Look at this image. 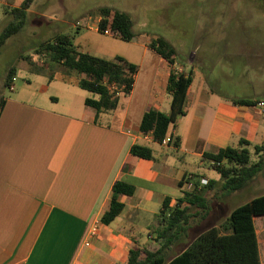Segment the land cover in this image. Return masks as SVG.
<instances>
[{
  "label": "crops",
  "instance_id": "obj_1",
  "mask_svg": "<svg viewBox=\"0 0 264 264\" xmlns=\"http://www.w3.org/2000/svg\"><path fill=\"white\" fill-rule=\"evenodd\" d=\"M88 30L98 31L96 25ZM148 43L129 50L126 60L137 72L130 94L114 111L96 113L84 101L97 96L80 95L76 86L44 73L29 101H5L0 111V264H126L135 248L162 251L169 262L202 229L188 226L185 235L167 244L161 238L156 243L151 234L165 199L173 208L187 184L212 180L189 167L205 170V154L238 148L241 142L250 151L264 144V110L237 103L264 101L259 97L264 91L256 88L257 75L264 76V53L258 50L239 56L244 67L233 79L218 73L217 80L192 54L186 65L175 55L173 68L191 81L183 115L166 132L173 143L142 138L143 115L150 110L168 115L171 101L166 89L170 67ZM76 47L106 60L118 56L100 53L99 46ZM53 71L65 72L59 65ZM135 144L149 149L150 158L132 156ZM116 181L132 186L133 194L120 197V214L104 225L100 218ZM243 189L251 191L248 201L264 195V168ZM253 225L264 264V217L254 218Z\"/></svg>",
  "mask_w": 264,
  "mask_h": 264
},
{
  "label": "trees",
  "instance_id": "obj_2",
  "mask_svg": "<svg viewBox=\"0 0 264 264\" xmlns=\"http://www.w3.org/2000/svg\"><path fill=\"white\" fill-rule=\"evenodd\" d=\"M29 1L25 0L18 8L7 10V7H4V13L10 20L0 32V48L23 27L27 16L25 9ZM253 1L264 4V0ZM99 14L98 31L101 33L108 29L109 35L126 42L136 37L132 31V21L126 14L107 8L100 9ZM147 46L170 67L166 88L171 96L170 113L167 115L152 110L146 112L141 120L139 132L151 133L152 140L161 144L169 126L174 125L177 118L183 115L186 91L191 80L173 68L176 52L166 40L156 38ZM43 51L47 53L50 62L64 69V76L69 73L77 75L73 79L63 76L60 77L61 80L97 96L96 100L84 101V104L96 113L114 111L119 99L127 97L132 90L137 69L121 57L112 60L94 57L78 50L71 39L62 34L51 38ZM13 75L14 69L10 68L3 82L4 87H9ZM256 102L242 99L237 103L252 106ZM246 146V142H241L238 148L228 147L203 156L208 168L218 174L219 181L210 180L206 185L200 186L197 180L192 184V190L184 192L182 197L176 200L173 208L168 207L169 200L165 199L151 227L156 243L159 238L165 240L166 244L178 240L188 232V226H197L199 221L205 220L211 212L205 195L213 190L215 185L219 184L224 194L233 193L246 187L262 172L264 144L253 147L251 151ZM129 152L132 156L143 159H149L151 155L149 149L137 144L132 145ZM132 194V186L116 181L111 188L108 210L100 218L101 223L108 225L112 222L123 208L120 197ZM262 217L264 195L234 208L218 228L211 227L196 235L186 249L169 262L164 261L162 251L135 248L129 250L126 264H260L253 220ZM196 218L198 220L195 222L193 219Z\"/></svg>",
  "mask_w": 264,
  "mask_h": 264
},
{
  "label": "rangeland",
  "instance_id": "obj_3",
  "mask_svg": "<svg viewBox=\"0 0 264 264\" xmlns=\"http://www.w3.org/2000/svg\"><path fill=\"white\" fill-rule=\"evenodd\" d=\"M24 1L0 0V32L10 20L4 7L7 10L18 8ZM102 8L122 12L131 19L136 37L130 43L109 36L110 32L105 35L88 30L95 25L98 30L96 21H100L99 10ZM25 10L27 16L23 27L0 48V110L5 101L15 98L29 101L30 95L38 92L40 73L45 77L51 74L64 76L53 71L55 64L43 51L57 34L68 36L75 47L78 44L91 48L99 46L100 53L109 55L115 51L117 57L125 60L129 59V50L144 41L162 38L175 48L177 63L186 65L192 54L193 60L198 58L200 64L210 68L211 80H217L218 73L232 79L235 73L238 75L244 67L239 56L245 51L264 53V4L253 0H30ZM10 68L14 69L9 84L13 88L11 91L3 85ZM260 68H264V63ZM64 77L71 79L77 75L69 73ZM256 88L264 91L262 73L256 77ZM50 89L49 93L53 92ZM75 90L80 95L96 96L77 87ZM43 94L47 96V93ZM206 169L189 167V171L205 173L207 178L219 181L215 171ZM219 187V184L215 185L205 195L211 212L205 220L199 221L197 226L202 229L196 235L220 225L234 208L251 198V191L241 189L224 194ZM151 234L154 235L152 231Z\"/></svg>",
  "mask_w": 264,
  "mask_h": 264
},
{
  "label": "built area",
  "instance_id": "obj_4",
  "mask_svg": "<svg viewBox=\"0 0 264 264\" xmlns=\"http://www.w3.org/2000/svg\"><path fill=\"white\" fill-rule=\"evenodd\" d=\"M103 34L108 35V34H109V30L106 29L105 31H103ZM12 79H13V78H12ZM8 88H9L10 91L13 90V88H12L11 85H10ZM255 105H256L258 108H260L261 110H264V101H257V102L255 103ZM140 136H141L142 138H149V137H151V133L140 134ZM172 143H173V140H172V138L169 137V136H165V138L161 141V144H163V145H169V144H172ZM199 184H200V186H204V185L207 184V182H206V180H200ZM187 185H188V186H187L188 191H190V190L193 189V185H192V184H187Z\"/></svg>",
  "mask_w": 264,
  "mask_h": 264
}]
</instances>
